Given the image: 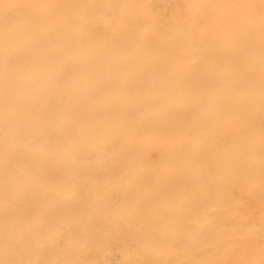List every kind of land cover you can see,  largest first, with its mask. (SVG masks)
<instances>
[{"label":"bare ground","instance_id":"obj_1","mask_svg":"<svg viewBox=\"0 0 264 264\" xmlns=\"http://www.w3.org/2000/svg\"><path fill=\"white\" fill-rule=\"evenodd\" d=\"M0 264H264V0H0Z\"/></svg>","mask_w":264,"mask_h":264}]
</instances>
